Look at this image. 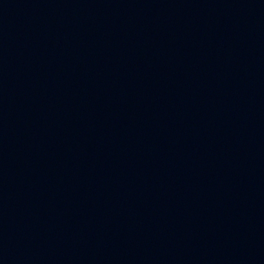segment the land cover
<instances>
[{
  "label": "water",
  "instance_id": "water-1",
  "mask_svg": "<svg viewBox=\"0 0 264 264\" xmlns=\"http://www.w3.org/2000/svg\"><path fill=\"white\" fill-rule=\"evenodd\" d=\"M0 264H264V0H0Z\"/></svg>",
  "mask_w": 264,
  "mask_h": 264
}]
</instances>
